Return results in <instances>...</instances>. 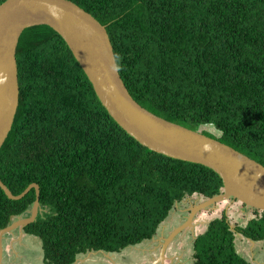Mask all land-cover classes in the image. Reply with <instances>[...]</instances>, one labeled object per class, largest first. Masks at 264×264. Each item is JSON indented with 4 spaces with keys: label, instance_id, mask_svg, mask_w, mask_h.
I'll return each mask as SVG.
<instances>
[{
    "label": "trees",
    "instance_id": "obj_1",
    "mask_svg": "<svg viewBox=\"0 0 264 264\" xmlns=\"http://www.w3.org/2000/svg\"><path fill=\"white\" fill-rule=\"evenodd\" d=\"M6 0H0V5ZM107 27L120 75L153 114L203 132L264 165V0H69ZM15 123L0 152L14 195L40 187V213L23 231L42 242L44 264L90 252L121 253L152 240L176 205L222 194L201 164L140 144L102 105L65 40L49 26L25 30L17 49ZM32 189L0 187V230L28 217ZM245 226L224 213L193 244L191 264H252L237 235L264 241V211Z\"/></svg>",
    "mask_w": 264,
    "mask_h": 264
},
{
    "label": "water",
    "instance_id": "obj_2",
    "mask_svg": "<svg viewBox=\"0 0 264 264\" xmlns=\"http://www.w3.org/2000/svg\"><path fill=\"white\" fill-rule=\"evenodd\" d=\"M34 26H49L65 40L102 105L130 136L154 152L206 166L223 180V193L193 207L187 222L165 244L188 228L199 211L219 202L232 199L247 208L264 211V165L217 138L165 120L136 102L120 75L107 27L69 0H6L0 5V152L19 108L18 45L23 32ZM0 187L11 200H21L36 190L30 216L18 217L0 230L2 264L6 235L37 220L41 192L38 184H31L20 195H14L1 174ZM164 249L165 246L161 256Z\"/></svg>",
    "mask_w": 264,
    "mask_h": 264
},
{
    "label": "rangeland",
    "instance_id": "obj_3",
    "mask_svg": "<svg viewBox=\"0 0 264 264\" xmlns=\"http://www.w3.org/2000/svg\"><path fill=\"white\" fill-rule=\"evenodd\" d=\"M200 131L208 132L217 138L221 136L220 131L212 125L202 126ZM204 201L201 196L194 195L177 204L157 235L150 241L128 247L121 253L90 252L79 257L75 264H191L194 240L205 232L210 221L225 213L233 227L245 226L255 216L251 208L239 201H222L199 211L188 228L165 244L172 233L187 222L191 209ZM21 233V239L13 240ZM4 243L2 264H44L42 242L39 238L31 235L26 237L24 231L18 229L6 235ZM236 245L238 252L252 264H264V241L254 243L238 234ZM164 246V255L161 256Z\"/></svg>",
    "mask_w": 264,
    "mask_h": 264
},
{
    "label": "crops",
    "instance_id": "obj_4",
    "mask_svg": "<svg viewBox=\"0 0 264 264\" xmlns=\"http://www.w3.org/2000/svg\"><path fill=\"white\" fill-rule=\"evenodd\" d=\"M25 235H26V237H29V236H30V235H27V234H25ZM21 236H22V233L19 234V236L15 237L16 239L13 238V240L17 241L18 239H21ZM13 243H14V242H13ZM4 244H5V243H4ZM4 248H5V246H4ZM4 254H5V251H4Z\"/></svg>",
    "mask_w": 264,
    "mask_h": 264
}]
</instances>
